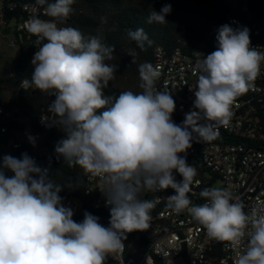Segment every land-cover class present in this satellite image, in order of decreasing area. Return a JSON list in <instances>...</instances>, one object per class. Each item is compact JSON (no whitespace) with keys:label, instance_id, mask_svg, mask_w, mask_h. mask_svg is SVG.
<instances>
[{"label":"clouds","instance_id":"1","mask_svg":"<svg viewBox=\"0 0 264 264\" xmlns=\"http://www.w3.org/2000/svg\"><path fill=\"white\" fill-rule=\"evenodd\" d=\"M74 3L35 0L33 7L47 5L46 15L63 21ZM171 10V4L152 10L147 23H167ZM28 31L39 47L31 60V78L23 79L21 88L55 96L46 126L66 134L55 153L69 167L79 166L100 179L110 221L105 227L88 212L81 222L74 221L73 210L59 196L70 182L55 183L27 153L19 159L5 155L0 166V264H105L109 255L123 252L127 233L150 228L155 201L141 194L168 188L175 194L167 197V206L177 214L187 211L210 240L233 248L246 240L234 264H264V208L246 212L243 202L224 188L203 189L200 196L206 202L200 205L188 197L197 170L187 163V150L193 140L218 137L219 127L230 122L234 100L261 73L264 52L251 46L247 27L218 28V47L197 65L196 84L190 86L195 110L185 114L182 124L172 120L176 103L171 93L155 86L159 65L138 66L141 92L105 95L118 66L106 63L113 60L114 47L103 43L102 36L86 38L77 28L57 27L38 16L28 21ZM127 37L141 50L153 44L143 28L127 30ZM128 55L135 63V50ZM28 140L35 146L33 136ZM4 169L14 175L6 176Z\"/></svg>","mask_w":264,"mask_h":264},{"label":"built area","instance_id":"2","mask_svg":"<svg viewBox=\"0 0 264 264\" xmlns=\"http://www.w3.org/2000/svg\"><path fill=\"white\" fill-rule=\"evenodd\" d=\"M26 5L22 7L26 19L11 24L20 38L30 33L28 21L33 16L42 19L40 14H46L40 6L34 8L35 4ZM19 8L18 0H0V14L14 12ZM243 12V17H227L224 24L233 28L247 27L250 30L251 46L264 52V14L258 16L251 13L247 5ZM10 43L12 47H17L15 39L12 38ZM217 47L218 44L213 47L200 45L191 52L182 48L170 51L161 46L155 49L153 65H159L161 69V76L155 86L159 91L171 93L175 100L176 110L172 120L176 124H182L185 114L195 110V96L190 86L196 84V67L204 56ZM231 111L229 124L219 127L217 138L202 142L193 140L192 147L187 150V163L197 170L188 197L194 205H200L206 202L200 196L203 189L224 188L243 202L246 212H250L258 207L264 208V64L261 65V73L253 87L234 100ZM0 116L13 118V111L0 106ZM51 118L52 114L42 117L39 126L46 130L55 129L56 126H46L45 120ZM14 147L19 148L20 145ZM42 154L35 150L31 157L38 163ZM5 175L11 177L14 174L7 170ZM83 175V197L62 199V204L73 210V220L78 223L84 219L85 212L90 213L86 210L87 204L89 209L96 212L99 223L108 227L110 210L103 192L104 185L98 177L84 170ZM174 175L177 181L182 180L175 171ZM34 178L37 177L34 175ZM173 194L175 192L171 188L141 194L142 199L155 201V207L150 213V228L127 233V239L123 241V252L109 255L105 264H234L236 256L244 251L246 240L239 248L210 240L206 229L195 222L187 211L177 214L167 206V197Z\"/></svg>","mask_w":264,"mask_h":264},{"label":"trees","instance_id":"3","mask_svg":"<svg viewBox=\"0 0 264 264\" xmlns=\"http://www.w3.org/2000/svg\"><path fill=\"white\" fill-rule=\"evenodd\" d=\"M20 8L14 12L0 14V34L6 38L15 39L18 54L14 60L8 82L13 92L6 102V91L0 83V106L13 111V118L0 116V166L3 157L11 155L17 159L27 153L30 157L35 150L43 154L39 156L37 163L42 169L49 170L48 176L57 184L70 182L62 187L59 196L62 199L70 197H83L84 175L79 166L69 167L63 157L55 153L56 144L65 133L56 127L46 130L39 126V120L44 116H50L48 110L55 96H47L39 90L21 88L23 79H30L33 71L31 60L38 50L37 37L31 33L19 34L11 27L13 22L26 19L22 7L26 4H35V0H18ZM49 3L53 0H48ZM165 4H171L172 10L165 19V24L147 23V18L152 10L159 12ZM247 5L251 13L258 16L264 14V0H75L72 5L73 12L63 21L49 17L41 13L40 17L46 21L55 22L58 27H74L79 29L84 36H102V42L114 47L113 60L106 61L116 64L117 72L114 79L131 77L138 82L136 88L112 87L109 82L104 90L105 95L118 96L120 92L131 90L134 93L140 89L138 66L144 62L154 63V52L159 46L167 50L182 48L185 51H193L200 45L213 47L218 44L216 40L217 30L224 25L229 16H244L243 8ZM47 5L40 6L41 11ZM102 18L105 22L102 23ZM143 28L153 41L151 46H145V50L138 48L134 41L127 37V30ZM46 41H42L44 43ZM130 50H135V63L128 55ZM2 55L0 48V75L2 72ZM102 111V110H100ZM3 129H6L3 132ZM35 138V146L29 142L28 136ZM14 145H20L15 148ZM8 169H4L6 172ZM35 175V174H34ZM39 178L38 176H36ZM95 216V211L86 210Z\"/></svg>","mask_w":264,"mask_h":264},{"label":"rangeland","instance_id":"4","mask_svg":"<svg viewBox=\"0 0 264 264\" xmlns=\"http://www.w3.org/2000/svg\"><path fill=\"white\" fill-rule=\"evenodd\" d=\"M10 42V38H6L3 34H0V48L3 59L0 83L6 91V102L12 96L13 92V89L8 82V76H10L11 74V69L13 67L14 60L18 54V48L12 47ZM110 85L112 87L118 88H136L138 86V82L131 77H122L119 79H113L112 81H110Z\"/></svg>","mask_w":264,"mask_h":264}]
</instances>
